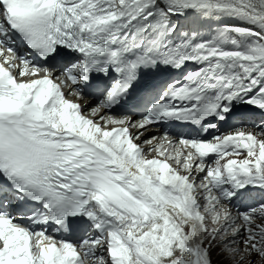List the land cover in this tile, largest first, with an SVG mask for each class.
Returning a JSON list of instances; mask_svg holds the SVG:
<instances>
[{"label": "snow or ice", "instance_id": "snow-or-ice-1", "mask_svg": "<svg viewBox=\"0 0 264 264\" xmlns=\"http://www.w3.org/2000/svg\"><path fill=\"white\" fill-rule=\"evenodd\" d=\"M0 264H264V0H0Z\"/></svg>", "mask_w": 264, "mask_h": 264}, {"label": "bare ground", "instance_id": "bare-ground-1", "mask_svg": "<svg viewBox=\"0 0 264 264\" xmlns=\"http://www.w3.org/2000/svg\"><path fill=\"white\" fill-rule=\"evenodd\" d=\"M79 102L82 103V101L80 100ZM151 131H157L156 129H152ZM150 133H145V136L149 135ZM144 137H141V139H143Z\"/></svg>", "mask_w": 264, "mask_h": 264}]
</instances>
